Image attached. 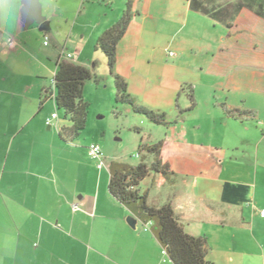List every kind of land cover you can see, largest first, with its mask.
<instances>
[{"label": "crops", "instance_id": "0c3cea01", "mask_svg": "<svg viewBox=\"0 0 264 264\" xmlns=\"http://www.w3.org/2000/svg\"><path fill=\"white\" fill-rule=\"evenodd\" d=\"M124 7L125 0H0V264H172L150 224L108 190L75 189L66 150L73 141L59 139L57 124L56 133L44 132L45 117L33 121L49 102L55 106L57 64L90 69L102 60L95 41ZM132 12L116 46L115 71L134 98L129 75L145 34L181 32L189 18L225 29L219 43L204 46L209 79H198L194 105L176 103L177 118L164 127L171 178L150 174L140 190L148 205L169 202L184 231L206 239L212 263L264 264V16L243 7L226 25L191 10L188 0H133ZM196 110L198 140L188 139L184 121ZM253 117L261 127L252 126Z\"/></svg>", "mask_w": 264, "mask_h": 264}, {"label": "rangeland", "instance_id": "374dc122", "mask_svg": "<svg viewBox=\"0 0 264 264\" xmlns=\"http://www.w3.org/2000/svg\"><path fill=\"white\" fill-rule=\"evenodd\" d=\"M218 1L225 4L234 0ZM224 33L225 29L219 23H208L204 18L190 21L189 18L186 28L181 32L145 34V46L139 50L141 54L136 58L135 72H130L129 75V84L135 90L136 97L128 90L129 94L137 104L148 109L158 111L156 106H162L161 112L166 119L174 122L179 113L175 109L176 103L185 108L189 107L190 94L198 93V79H209L206 62L211 53L205 52L204 46L208 41L219 43ZM99 55L102 60L95 61L90 68L97 75V79L85 81L82 91L83 100L88 104L85 127L73 139L74 146L66 149L69 159L72 160L75 189H84L86 193L93 192L94 189L107 193V163L111 160L136 164L144 154L146 162L150 163L152 155L139 150L138 146L140 143L150 144L160 140L165 131L164 126L154 124L145 116L133 112L127 103L115 100L114 78L109 75L104 55L101 52ZM204 84L210 86L207 82ZM201 85V91L208 89L206 85ZM214 88L220 94L221 91ZM259 103L248 101V104ZM55 112L58 118L49 123L53 127L48 130L47 122L44 127V132L54 134L57 131L56 124L60 130L67 120L52 102L37 111L33 121H40L41 116L46 120ZM251 120L252 126L255 125L256 128L261 127L259 124H264L263 120L258 124V119L254 117ZM196 123L198 110L193 111L184 121L183 130L188 139L198 140V132H193ZM91 143H97L103 153L104 164L101 169L97 167L99 159L90 157L87 152ZM157 177L162 176L157 174ZM147 179V183H150V178Z\"/></svg>", "mask_w": 264, "mask_h": 264}, {"label": "trees", "instance_id": "16d2710c", "mask_svg": "<svg viewBox=\"0 0 264 264\" xmlns=\"http://www.w3.org/2000/svg\"><path fill=\"white\" fill-rule=\"evenodd\" d=\"M132 4L133 0H125L119 19L101 32L94 49L104 55L109 75L114 78L115 100L127 103L133 112L145 116L150 122L169 127L173 122L167 120L163 112L148 109L135 102L128 92L126 79L115 71L116 46L133 16ZM188 4L191 10L208 14L226 25L229 24L225 20L233 18L243 7L264 16V1L259 0H235L224 5L216 4L215 0H188ZM91 78L96 80L97 75L89 68L71 61H61L56 66L53 96L55 106L67 120V125L59 130L58 135L64 142H72L85 127L88 104L83 100L82 91L85 81ZM190 101L189 109L194 105L192 94ZM225 111L231 116L243 115L237 109L226 108ZM138 148L152 155L151 162H146L144 154L136 164L111 160L108 163V193L143 223L150 224L153 235L172 264H214L206 259V239L185 232L169 202L160 206L148 205L147 191L139 188L141 181L150 174H159L166 180L171 178V142L162 137L154 143H140Z\"/></svg>", "mask_w": 264, "mask_h": 264}, {"label": "built area", "instance_id": "2783aa9c", "mask_svg": "<svg viewBox=\"0 0 264 264\" xmlns=\"http://www.w3.org/2000/svg\"><path fill=\"white\" fill-rule=\"evenodd\" d=\"M44 44H47L48 43V36H44ZM15 44V41L13 39H9L8 40V45L11 47ZM66 56L68 58H71L72 55L67 53ZM58 115L57 113H52L51 116L49 118H47V123L49 124L51 122L52 119L54 118H57ZM87 152L89 154L90 157L92 158H98L99 159V163H98V166L101 167L104 162L102 160V152H101V149H100V146L97 144V143H91L88 147H87ZM138 155V154H137ZM73 208H77V205H73ZM259 214L261 217H264V209H260L259 211Z\"/></svg>", "mask_w": 264, "mask_h": 264}, {"label": "water", "instance_id": "95a60500", "mask_svg": "<svg viewBox=\"0 0 264 264\" xmlns=\"http://www.w3.org/2000/svg\"><path fill=\"white\" fill-rule=\"evenodd\" d=\"M26 5L29 6V5H33V2H26ZM128 222L131 223V219L129 218L128 219Z\"/></svg>", "mask_w": 264, "mask_h": 264}]
</instances>
